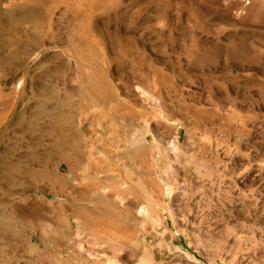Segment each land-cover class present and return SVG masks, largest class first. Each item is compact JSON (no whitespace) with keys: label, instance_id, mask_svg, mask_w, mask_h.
<instances>
[{"label":"rangeland","instance_id":"rangeland-1","mask_svg":"<svg viewBox=\"0 0 264 264\" xmlns=\"http://www.w3.org/2000/svg\"><path fill=\"white\" fill-rule=\"evenodd\" d=\"M9 2H36L51 29L0 74L22 92L0 209L33 246L2 237L0 264H264V0ZM87 52L112 86L88 107ZM60 136L83 155L73 176Z\"/></svg>","mask_w":264,"mask_h":264},{"label":"bare ground","instance_id":"bare-ground-1","mask_svg":"<svg viewBox=\"0 0 264 264\" xmlns=\"http://www.w3.org/2000/svg\"><path fill=\"white\" fill-rule=\"evenodd\" d=\"M6 0H0V74H6V71L9 70V65L14 62V60L18 57V55L23 52L24 50L28 48H35L36 45H40L39 43L44 40V38L47 36V32L50 31L51 25L48 22H44L40 16H36V2H9L5 3ZM28 6V7H27ZM24 31H27L30 36L27 38H24L21 33ZM1 53H3L1 55ZM84 55V56H83ZM83 58L85 62V65H88V68H82V74L83 78L88 82V88L92 89L94 92L93 97L89 99H85V102L82 101V106H90L92 104H98L102 103L104 96V93L106 95L109 94L111 96L112 86L110 82H108V79L106 78V75L103 72L102 68H99L96 66V64L92 61V54L87 52L83 54ZM18 59V58H17ZM82 60H80V63ZM9 64V65H8ZM14 67V66H13ZM7 69V70H6ZM82 77V76H81ZM79 77V78H81ZM82 80V79H81ZM53 92V91H52ZM21 90H10L5 96L0 91V110H3V113H0V135L2 132V126L6 123H9L12 119V116L16 113V107L19 105V99L21 95ZM55 93V92H54ZM90 95V96H91ZM103 95V96H102ZM103 97V98H102ZM60 101V100H59ZM63 101V100H62ZM65 101V100H64ZM63 101V102H64ZM67 102V101H66ZM70 102V101H69ZM69 104V103H68ZM61 105L64 106L62 103ZM67 104L65 103V106ZM79 105V106H81ZM62 107V106H60ZM74 104H69V109L73 110ZM71 111V110H70ZM71 113V112H70ZM16 115V114H15ZM14 115V117H15ZM56 126V125H55ZM60 128L63 129V125L59 124ZM0 138H2L0 136ZM63 137L60 136V143L58 144L59 149L61 150L62 155L65 157V165L67 167V172L74 175V170L77 165H81L83 159V155L80 153L79 150L78 153L75 152L74 149H72V152H66L63 148L64 145H62ZM64 141V140H63ZM67 142V141H66ZM70 142V141H69ZM75 142V141H74ZM74 142L72 144V147L74 146ZM78 143V141L76 142ZM71 144V143H70ZM69 144V146H70ZM68 146V145H67ZM12 149V148H11ZM69 149V147H68ZM80 149V148H79ZM8 150V149H7ZM70 150V149H69ZM4 152V151H3ZM7 152V151H6ZM9 152V151H8ZM7 152V153H8ZM6 153V154H7ZM9 155V154H8ZM31 155V154H30ZM34 155V153H33ZM59 155V154H58ZM7 156V155H6ZM3 154L0 153V161L3 159ZM59 157V156H58ZM57 158V157H56ZM7 159V157H6ZM51 159V158H50ZM60 159V158H59ZM62 159V158H61ZM64 159V158H63ZM106 160V159H105ZM8 161V160H7ZM10 162V161H9ZM62 162V161H61ZM64 162V161H63ZM60 163V161L58 162ZM7 164V163H6ZM42 164V163H41ZM92 164V163H91ZM95 164V163H94ZM97 164V163H96ZM110 164V163H109ZM93 165V164H92ZM10 166V165H9ZM82 166V165H81ZM80 166V167H81ZM95 166V165H94ZM107 166V164H106ZM1 167V166H0ZM7 167V166H6ZM42 167V166H41ZM46 167V166H45ZM79 167V166H77ZM83 167V166H82ZM97 167V166H96ZM99 167V166H98ZM3 169V167H1ZM8 168V167H7ZM56 169L55 167H53ZM50 169V168H49ZM62 169V168H61ZM81 169V168H80ZM89 169V168H88ZM108 168H106V171ZM5 170V169H4ZM8 170V169H6ZM64 170V169H63ZM85 170V169H83ZM17 171V170H16ZM54 171V170H53ZM4 172V171H3ZM58 172V171H57ZM60 172V171H59ZM63 172V171H62ZM66 172V173H67ZM76 172V171H75ZM83 172V171H82ZM67 173V174H68ZM3 174V173H2ZM14 174V173H13ZM59 174V173H58ZM52 173L50 171H42V170H36L34 172V176L36 177V180L38 179H46L48 181H51V184L57 185L59 188H63L65 186V180L63 179V175L59 176L61 174ZM68 174V175H69ZM84 175V174H83ZM3 176V175H1ZM5 176H7L5 174ZM4 176V178H5ZM29 176V175H28ZM71 176V178H72ZM88 176V175H86ZM85 176V177H86ZM26 177V175H25ZM69 177V176H68ZM76 177V176H75ZM109 179V177H107ZM107 179V180H108ZM72 180V179H71ZM105 180V179H104ZM68 181V180H67ZM70 181V180H69ZM68 181V182H69ZM42 182V180H41ZM91 182V181H90ZM110 182V181H108ZM112 182V181H111ZM2 183V182H1ZM46 183V182H45ZM89 183V182H88ZM99 183V182H98ZM104 183V182H103ZM73 184V183H72ZM107 184V182H105ZM83 185V184H82ZM100 185V184H98ZM67 186V185H66ZM65 186V187H66ZM70 186V185H69ZM78 186V185H77ZM87 187H90V189L94 186V183L86 184ZM85 186V188H86ZM72 187V186H71ZM74 187V186H73ZM72 187V189H73ZM79 187V186H78ZM84 187V185L82 186ZM99 187V186H98ZM97 187V188H98ZM96 188V187H95ZM65 189V188H64ZM77 189V188H75ZM83 189V188H82ZM89 189V190H90ZM93 189V188H92ZM63 190V189H62ZM71 190V189H70ZM81 190V189H80ZM85 190V189H84ZM88 191V189H86ZM94 190V189H93ZM65 191V190H64ZM90 193V192H89ZM88 193V194H89ZM93 193V192H92ZM102 198V197H101ZM40 201V200H39ZM10 207V208H9ZM16 206H5V209H0V213H4V217H7L9 219L8 222L4 221V217L1 216L2 219H0V240L3 237L4 239L8 240L10 242V250L12 249V252L18 251L19 248L26 246L28 250L32 249L33 246L27 241L22 240L20 237H18V227L16 223L13 224L12 216L14 212V208ZM44 207V206H43ZM50 207V206H49ZM1 208V207H0ZM17 208V207H16ZM42 209V208H41ZM45 209V207H44ZM44 211V210H43ZM63 211V210H62ZM49 212V211H48ZM56 212V211H55ZM60 212V210H59ZM33 213V212H32ZM34 213H36V208L34 209ZM33 213V214H34ZM54 213V212H53ZM55 214V213H54ZM43 215V214H42ZM37 216V215H36ZM41 216V215H39ZM44 216V215H43ZM54 216V215H53ZM52 216V217H53ZM38 217V216H37ZM35 217V218H37ZM42 218V217H38ZM49 218V217H48ZM58 218V217H57ZM41 220V219H40ZM61 220V219H60ZM55 221V220H54ZM60 222V221H59ZM58 222V223H59ZM51 223V222H50ZM49 223V224H50ZM61 223V222H60ZM63 223V221H62ZM24 224V223H23ZM37 224V223H36ZM47 224V223H46ZM68 224V223H67ZM56 225V224H55ZM66 226V225H65ZM64 229V228H63ZM66 233V232H65ZM69 233V232H67ZM48 236V235H47ZM28 237V236H27ZM2 238V239H3ZM65 235H61L59 237V240L61 242H65ZM48 241V240H47ZM2 241H0V245ZM6 242V241H5ZM67 243V242H66ZM43 246V245H42ZM50 246V245H49ZM39 247V246H38ZM70 247V246H69ZM0 251H3L4 249L2 246H0ZM54 248V247H53ZM52 248V249H53ZM26 249V248H25ZM39 249V248H38ZM46 249V248H45ZM56 249V248H55ZM44 250V249H43ZM8 251V249H7ZM26 251V250H25ZM10 252V251H9ZM28 252V251H27ZM1 253V252H0ZM31 253V252H30ZM54 252H52L53 254ZM61 253V252H59ZM68 253V252H67ZM5 255L0 256V262L5 259V257H8L6 253ZM42 254V253H41ZM19 255V254H18ZM26 255V254H24ZM33 255V254H32ZM56 255V254H55ZM29 256V254H28ZM21 259V258H20ZM22 261V260H21ZM24 261V260H23ZM5 262H8L5 261ZM49 262V261H48ZM19 264V263H17ZM50 264V263H48Z\"/></svg>","mask_w":264,"mask_h":264},{"label":"crops","instance_id":"crops-1","mask_svg":"<svg viewBox=\"0 0 264 264\" xmlns=\"http://www.w3.org/2000/svg\"><path fill=\"white\" fill-rule=\"evenodd\" d=\"M25 119V118H24ZM34 120H36L35 116H34ZM27 121V119H25V122ZM32 145H36V142H32Z\"/></svg>","mask_w":264,"mask_h":264}]
</instances>
